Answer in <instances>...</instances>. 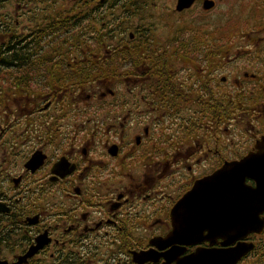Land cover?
<instances>
[{"label": "flooded vegetation", "instance_id": "flooded-vegetation-1", "mask_svg": "<svg viewBox=\"0 0 264 264\" xmlns=\"http://www.w3.org/2000/svg\"><path fill=\"white\" fill-rule=\"evenodd\" d=\"M248 155L254 206L205 227L182 198ZM237 245L264 264V0H0V264Z\"/></svg>", "mask_w": 264, "mask_h": 264}, {"label": "water", "instance_id": "water-1", "mask_svg": "<svg viewBox=\"0 0 264 264\" xmlns=\"http://www.w3.org/2000/svg\"><path fill=\"white\" fill-rule=\"evenodd\" d=\"M253 161L254 159L248 155L242 160L227 162L211 175L197 181L193 188L182 198L180 204L185 203L184 205H191L193 204V201H197L201 202L200 204L202 207L205 206L207 208L210 207L211 210L221 209V211H225L226 220L222 219L221 222H207L204 226L206 227L209 225L212 229H214L215 226L217 232H222L225 226L227 227V230H229L236 225V209L238 203L240 208H252L254 204L250 199H253L255 193L261 190L259 184L255 188H251L245 184V178L256 177ZM200 196L201 198L199 201L198 197ZM246 224L248 223L243 221V225ZM173 225L174 229L164 239L170 235H172L170 238L178 235L182 236L180 234V227L185 224L175 223ZM170 238L167 241H169ZM167 245H169L168 242ZM246 250L247 247L241 245L227 248L226 250H210L209 252H206L211 255L206 264H234L240 256L246 252ZM143 253L145 254L139 255L141 257L139 259H134L133 257L134 261L140 263L151 258L146 252ZM144 255H148L149 258L148 256L142 257Z\"/></svg>", "mask_w": 264, "mask_h": 264}, {"label": "bare ground", "instance_id": "bare-ground-1", "mask_svg": "<svg viewBox=\"0 0 264 264\" xmlns=\"http://www.w3.org/2000/svg\"><path fill=\"white\" fill-rule=\"evenodd\" d=\"M172 235L168 236L166 239H158V240H154L156 243L158 244H161V245H166L167 243L164 242H161V241H165V240H168ZM176 239V238H175ZM143 253H137V254H134V259L136 258H141L139 255H141ZM209 256V257H208ZM211 255L209 253H198V254H195L193 255L189 262L187 264H206L207 261L210 259Z\"/></svg>", "mask_w": 264, "mask_h": 264}, {"label": "rangeland", "instance_id": "rangeland-1", "mask_svg": "<svg viewBox=\"0 0 264 264\" xmlns=\"http://www.w3.org/2000/svg\"><path fill=\"white\" fill-rule=\"evenodd\" d=\"M240 34H246V31H243V32H241ZM241 38V37H240ZM240 38H238V39H240ZM248 39V38H247ZM174 238H175V236H173V238H170V240L169 241H163V242H168L169 244H171L172 242H173V240H174ZM148 255H144V256H142V257H147ZM150 256V255H149ZM148 256V257H149Z\"/></svg>", "mask_w": 264, "mask_h": 264}]
</instances>
